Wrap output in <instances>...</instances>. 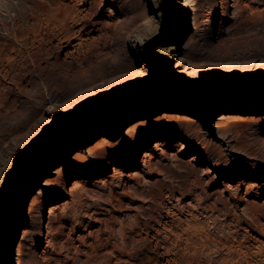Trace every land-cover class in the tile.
<instances>
[{"label": "rangeland", "instance_id": "1", "mask_svg": "<svg viewBox=\"0 0 264 264\" xmlns=\"http://www.w3.org/2000/svg\"><path fill=\"white\" fill-rule=\"evenodd\" d=\"M144 23L155 39L131 36ZM181 85L264 86V0H0V264H264V121H218L263 113L264 92ZM132 93L68 128L2 196L40 141ZM196 93V108L172 102ZM162 110L177 118L126 133Z\"/></svg>", "mask_w": 264, "mask_h": 264}, {"label": "bare ground", "instance_id": "2", "mask_svg": "<svg viewBox=\"0 0 264 264\" xmlns=\"http://www.w3.org/2000/svg\"><path fill=\"white\" fill-rule=\"evenodd\" d=\"M234 5L235 4L230 1V3H228L227 6L228 7H233ZM180 7H182V6H180ZM181 16H182V13L176 12L175 21L177 20V18H180ZM211 20L212 19L209 18L208 19V23H210ZM208 23H205V25H207ZM222 28H223V24L221 23L220 24V28L218 30L219 32L217 31L219 34H220L221 31H224V30H222ZM131 36L132 37H143L144 39H151V40H153L157 36V28H156V25L144 23V24H142L140 26H137L136 28L133 29V31L131 33ZM67 41H69V40H67ZM35 59H36V57H35ZM84 68H86V67L84 66ZM84 68H82V69H84ZM99 68H101V67H99ZM178 73H179L178 80H180L181 78L184 77V72H183V70H179ZM194 95H198V97L193 98L192 100H190V99L185 98L183 96L182 97L177 96V97H173L174 101H172V102H177V103L191 102V104L193 105V108H196L197 106L201 105L200 102H202V101L204 102V100L202 99V97H204V94L203 93H196ZM161 100H163V102L164 101L171 102L169 100V98H166L165 99V97L164 98L162 97ZM143 101H145V100H143ZM145 103L146 104L140 106V108H144L145 106H149V105H152L153 104V103H148V102H145ZM219 115L220 116L218 118V121L224 122V123H230V124H244V123H253V122H263L264 121V112L263 113H257V114L256 113H242V112H223V113H221ZM175 118H177V113L175 111L162 110L160 113L156 114L155 118L142 117V118H138V119L132 121L129 124L126 133L127 134L130 133L133 130H135L136 128H139V129H141V130L144 131L146 129L152 128L154 125H157L159 123H163L165 121H171V120H173ZM105 140H106L105 137L100 136L99 139H98V141L95 143V145L89 147L86 151H90L91 152L93 147L103 146L104 143H105ZM132 143H133V141H131L130 139H128L127 145H131ZM162 145H163V142L161 140H156V142H154V144H153L152 149H149L148 151H146L144 153V157L147 158V157L151 156L152 152L154 150L158 149ZM205 149H206L205 146H199V148H198V150L201 151V152L202 151H205ZM80 152L81 151L77 152L76 154H74L73 157H71V159L68 160V162H67V168H70L73 165V163L76 162L80 158V156H81V153ZM62 172H63L62 167H58L56 170L53 171V174L56 175V177H58V176H61L60 174H62ZM52 180L53 179L47 178L45 180L43 186L44 187L49 186V184H50V182ZM84 182H85V180H82V178L73 179L72 187H76V186L78 187V185L80 186V184L81 183H84ZM42 192H44V189L43 188H40L38 190V193L37 194H41ZM56 207L57 206H52L50 208V210L47 211V213H50L52 210H55ZM44 212H46V210L43 211V213H41V215H40L41 217H43ZM50 215H51V213H50ZM52 227H54V226H52ZM4 232L5 231L3 230V232L0 234V238H2V237L5 236L6 233H4ZM17 251H18V255H20L21 254V249L19 248V249H17ZM7 252H8L7 247L5 245L1 244V241H0V260H2L4 258L5 254ZM18 260H19V258H18Z\"/></svg>", "mask_w": 264, "mask_h": 264}, {"label": "water", "instance_id": "3", "mask_svg": "<svg viewBox=\"0 0 264 264\" xmlns=\"http://www.w3.org/2000/svg\"><path fill=\"white\" fill-rule=\"evenodd\" d=\"M179 89L183 90V91H208V92H223V91H259V92H264V86L237 88V89L233 90V89H229V88H221V87L215 88V87H209V86H203V85H181L179 87ZM136 96H139V93H132V94L124 95L117 102L111 101V102L104 103V104L98 106L96 109L89 111L85 114H82V115L78 116L77 118L69 121L64 126L59 127L56 130H54L53 133L49 137L43 139L37 145H35L29 151V153L22 159V161L18 164V166L13 171V173L11 174L9 179L6 181L2 196L5 197L7 195L8 190L10 188V185L12 184L14 179L16 178L17 174L25 167V165L28 163V161L33 159L39 152L44 150L51 142H53L58 136L63 134L68 128H70L71 126L85 120L88 117H92V116H95L97 114H100L103 111H105L106 109L120 105V104L124 103L125 101L132 99Z\"/></svg>", "mask_w": 264, "mask_h": 264}]
</instances>
